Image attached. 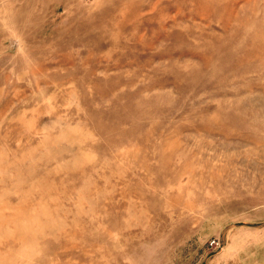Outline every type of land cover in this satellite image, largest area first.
Wrapping results in <instances>:
<instances>
[{
    "label": "rangeland",
    "instance_id": "1",
    "mask_svg": "<svg viewBox=\"0 0 264 264\" xmlns=\"http://www.w3.org/2000/svg\"><path fill=\"white\" fill-rule=\"evenodd\" d=\"M0 264H264V0H0Z\"/></svg>",
    "mask_w": 264,
    "mask_h": 264
}]
</instances>
